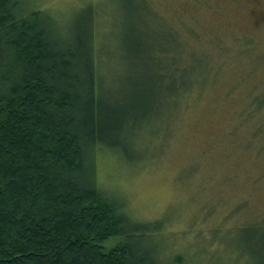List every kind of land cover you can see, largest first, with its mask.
I'll list each match as a JSON object with an SVG mask.
<instances>
[{"label": "rangeland", "instance_id": "obj_1", "mask_svg": "<svg viewBox=\"0 0 264 264\" xmlns=\"http://www.w3.org/2000/svg\"><path fill=\"white\" fill-rule=\"evenodd\" d=\"M20 6L48 11L70 39L94 21L104 74L115 67L109 51L127 56L123 41L137 34L168 47L177 38L181 66L192 55L205 59L204 78L174 105L167 101L161 114L152 112L149 131L125 140L126 154L94 151L96 182L145 227L142 242L153 246L159 264H264V102L256 101L264 97V0H22ZM113 79L109 94L130 93L125 76L122 83Z\"/></svg>", "mask_w": 264, "mask_h": 264}, {"label": "trees", "instance_id": "obj_2", "mask_svg": "<svg viewBox=\"0 0 264 264\" xmlns=\"http://www.w3.org/2000/svg\"><path fill=\"white\" fill-rule=\"evenodd\" d=\"M21 2L0 0V264H159L145 227L98 187L93 154H126L128 136L204 78L205 59L181 66L177 38L168 47L137 34L123 41L127 56L109 51L115 67L104 74L94 21L70 39L48 11ZM110 76H125L130 93L109 94Z\"/></svg>", "mask_w": 264, "mask_h": 264}, {"label": "bare ground", "instance_id": "obj_3", "mask_svg": "<svg viewBox=\"0 0 264 264\" xmlns=\"http://www.w3.org/2000/svg\"><path fill=\"white\" fill-rule=\"evenodd\" d=\"M186 57V56H185ZM96 166V165H95ZM111 238V237H110Z\"/></svg>", "mask_w": 264, "mask_h": 264}]
</instances>
